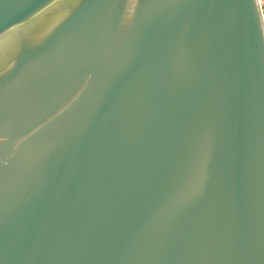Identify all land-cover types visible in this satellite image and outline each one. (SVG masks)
Instances as JSON below:
<instances>
[{
	"label": "water",
	"instance_id": "water-1",
	"mask_svg": "<svg viewBox=\"0 0 264 264\" xmlns=\"http://www.w3.org/2000/svg\"><path fill=\"white\" fill-rule=\"evenodd\" d=\"M0 264H264L261 0H0Z\"/></svg>",
	"mask_w": 264,
	"mask_h": 264
},
{
	"label": "rangeland",
	"instance_id": "rangeland-1",
	"mask_svg": "<svg viewBox=\"0 0 264 264\" xmlns=\"http://www.w3.org/2000/svg\"><path fill=\"white\" fill-rule=\"evenodd\" d=\"M262 7L264 9V0H261Z\"/></svg>",
	"mask_w": 264,
	"mask_h": 264
},
{
	"label": "bare ground",
	"instance_id": "bare-ground-1",
	"mask_svg": "<svg viewBox=\"0 0 264 264\" xmlns=\"http://www.w3.org/2000/svg\"><path fill=\"white\" fill-rule=\"evenodd\" d=\"M263 8V7H262ZM263 11H264V9H263Z\"/></svg>",
	"mask_w": 264,
	"mask_h": 264
}]
</instances>
